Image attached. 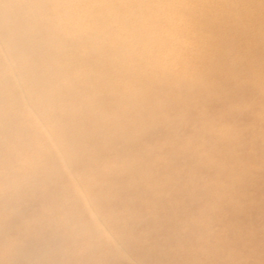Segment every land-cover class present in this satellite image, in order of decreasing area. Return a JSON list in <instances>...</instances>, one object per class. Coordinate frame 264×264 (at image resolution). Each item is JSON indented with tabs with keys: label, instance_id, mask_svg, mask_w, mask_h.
Listing matches in <instances>:
<instances>
[{
	"label": "rangeland",
	"instance_id": "374dc122",
	"mask_svg": "<svg viewBox=\"0 0 264 264\" xmlns=\"http://www.w3.org/2000/svg\"><path fill=\"white\" fill-rule=\"evenodd\" d=\"M152 3L114 0V8L126 17L100 32L114 40L116 50L127 46L122 57L113 55L112 48L100 54L114 62L111 72L127 73L130 78L106 76L104 80L111 87L102 91H96L99 85L91 81L86 86L87 90L95 88L91 100L103 108V113L97 115V125L107 124L96 131L105 136L96 140V149L84 145V139L95 133L90 124L84 123L72 130L70 138L83 136L81 142L74 143L79 155H65L68 165L64 164L54 153L51 140L57 135L52 131L55 125H60L59 131L63 132V125L71 121L68 111L60 108L59 116L47 122L30 102L31 111L41 119L27 113L28 119L10 123L16 126V121H31L28 127L32 131L27 129L24 139H19L21 125L20 129L0 128L5 141L11 140L0 146V155L8 148L15 152L10 165L9 160L0 161V183L4 181L1 188L14 182L9 181L8 170L20 162L21 154H27L30 159L25 166L30 168L29 162L33 169L41 166L49 181L65 186V191H60L61 208H70L82 196L76 192L79 185L85 195L101 190L102 200L105 196L108 200L109 195L112 202L119 200L111 210L102 212L100 206H93L91 212L106 217L113 228L118 222L130 224L127 232H121L131 247L129 252H167L166 264H216L219 260L215 252L224 254L229 264H264V212L255 209L256 203L264 206V189L259 188L264 185H259L264 179V0ZM131 5L154 14L151 20L155 27L145 26L146 18L133 11ZM102 36L97 34V39ZM70 57L59 55L55 60L69 72H59L60 92L51 103L75 101L88 109L84 98L89 97L84 91L72 95L75 89L68 84L70 75L78 70V79L84 80V72L91 71L87 78L93 80L102 76V69L94 61L71 66ZM34 92L32 100L44 99V92ZM114 117L123 120L116 129L111 120ZM45 128L51 130L50 135H36ZM8 131L15 132L16 137L4 135ZM128 135L131 144L125 142ZM231 181L235 182L229 188ZM157 197L162 198V207L156 206ZM222 197L246 198L244 204L250 207L249 212L224 206ZM176 205L178 212L173 209ZM182 207L186 210H180ZM212 212L218 213L213 216L215 221L210 217ZM237 217L249 219V229L257 226V236L237 235ZM156 222H166L169 234L158 233ZM229 231L234 236L233 245L227 242L231 236L224 240ZM113 236L118 239L119 233ZM3 238L0 262L8 261L7 247L14 240L9 234ZM83 239L75 245L76 252H85L88 241ZM207 246L211 252H206ZM196 251L202 252L203 261L190 259L191 253L201 254ZM231 257L246 259L237 261ZM162 262L165 261L158 257L156 264Z\"/></svg>",
	"mask_w": 264,
	"mask_h": 264
},
{
	"label": "bare ground",
	"instance_id": "6f19581e",
	"mask_svg": "<svg viewBox=\"0 0 264 264\" xmlns=\"http://www.w3.org/2000/svg\"><path fill=\"white\" fill-rule=\"evenodd\" d=\"M113 1L109 0L108 3L107 0H0V128L13 129L17 127L20 129L19 125H21L23 132L19 139H24L27 129L32 131L28 127L31 121H16V126L10 123L20 118L28 119L27 113H31L33 118L35 116L39 120L41 119L39 115L31 111L30 102L39 109L47 122L58 117V110L64 107L68 111L67 115L71 117V121L63 125V132L59 131L60 125L53 127L52 131H56L57 135L51 142L56 148L54 153L66 165L68 164L65 162V155H71L70 157L79 155V152L74 149V143L77 140L81 142L83 139L81 135L76 136L75 140L74 137L70 139L72 130L84 125V123L90 124L95 133L84 139V145L91 149H96V140L99 137H105L96 132L100 130V127L107 124L97 125V115L100 114L99 112L103 113V108L98 106L96 101L91 100L92 94L95 93V90L102 91L109 86L111 87V83L104 80L106 76L127 80L130 78V74L127 73L111 72L110 68L114 62L107 60L106 56L100 54L107 51L108 48H112L113 55L122 57L128 51L125 50L127 46H122L116 50L114 40L108 36L103 37L101 34L106 28L105 26L126 17L125 14L118 13L120 10L114 8ZM151 2L155 4L156 0H151ZM131 8L133 11L143 14L146 18L143 21L145 26L155 27L151 20L154 14H150L147 8H140V6L135 5H131ZM120 24L123 22L121 21ZM164 25L165 27L168 26L166 23ZM97 34L102 36V39L98 40ZM97 41H101V43ZM59 55L71 56V66L94 61V64L101 67L102 76L96 79L89 80L87 78L92 73L90 71L84 72L85 78L80 80L78 79V70L75 74L71 73L72 78H69V82L72 84L69 82L68 84L75 89L71 91L72 95L78 91H84L85 95L89 97L84 98L88 109L77 105L75 101L64 105H59L58 101L57 104L51 103L52 99L57 100L60 92L61 84L57 83L59 72L62 70L69 72L68 69H63L64 66L55 63V60L59 59ZM39 63H41L39 65L41 70L38 69ZM89 81L95 85L98 84L99 90L95 88V90H87L88 87L86 86H88ZM52 83L53 85H51ZM36 89L45 93L43 100L31 99ZM91 108L94 109L93 113ZM5 119L10 122L5 124ZM111 120L114 124L113 129L118 128L123 122L121 117H114ZM32 128L34 129L33 126ZM45 129V133L38 132L36 135H50L49 131L51 130ZM4 135L11 139L16 137L15 132L11 134L10 131L5 132ZM130 139V135H128L125 142L131 144ZM5 140L0 134V146L11 141ZM66 140L69 141L68 144L64 143ZM13 141L18 146L17 141ZM60 147L65 149L61 150ZM67 151L68 154H66ZM13 152L12 148L6 149L0 155V161L9 160L10 165L13 162ZM25 155L26 157L21 154L18 160L20 162L15 163L12 170H8L10 172L9 181L14 182L5 185L6 189L1 188L4 181L2 180L0 183V242L5 240L3 238L5 234L14 238L10 246L7 247L8 261L4 260L0 264H156L158 257L165 261L162 264H166L169 259L167 252H129L131 247L121 237V232L128 231L129 223L118 222L113 228V223L106 217L91 212L93 206H100L102 212L107 209L111 210L114 206L119 205V200L112 202V195H109L108 200H106V196L102 200L100 195L103 194V191L101 190H92L91 193L94 194L92 196L85 195L82 186L79 185L80 187H77L76 192L82 196H78L70 208H61L59 206L60 191H65V186L49 181L43 167L39 166L33 169L30 162L28 163L30 168L25 166L27 160L30 159L27 154ZM30 155L41 159L35 154ZM233 182L235 181L228 183L229 188ZM259 183V185L263 184L264 179ZM11 184L13 186L10 188ZM259 188L264 189V185L259 186ZM4 193H8V195H4ZM189 200L191 202L190 198ZM221 201H223L224 206L240 207L247 213L250 210V207L244 204L247 202L246 198L240 197L237 200L236 198L222 197ZM81 202L85 205L78 206L77 203L81 204ZM156 206L162 207V198H156ZM173 209L178 212L177 205ZM182 209L183 211L186 210L183 207L180 208V210ZM255 209L261 214L264 212L263 204L256 203ZM169 213V211L166 212V215ZM217 215L216 212L211 213L212 221H215L213 216L216 217ZM263 223L261 231L264 230ZM158 224L156 222V231L168 235L169 228L168 225L165 226L166 222ZM249 224V219L237 217L235 220L237 235L241 233L253 237L257 236L260 229L257 226L249 229ZM244 226H248L247 229ZM110 228L113 229L110 230ZM114 233H119L118 239L113 236ZM230 236L231 239L227 242L233 245L234 236L230 234V231L224 240ZM82 238L88 241L86 245L84 243L85 252H76L75 245L78 246L77 243ZM98 238L101 240H96ZM208 241L210 240L208 239ZM80 247L82 248V246ZM205 250L206 252L212 251L210 246L205 247ZM202 257V252L201 254L191 253L190 259L194 258L199 262L203 261ZM214 257L219 260L216 264H229L230 262V260L225 262L226 257L224 258L222 253L215 252ZM231 258L237 261L246 259L245 257L243 260ZM172 261H174L173 258L170 262ZM174 263L182 264L175 261Z\"/></svg>",
	"mask_w": 264,
	"mask_h": 264
}]
</instances>
